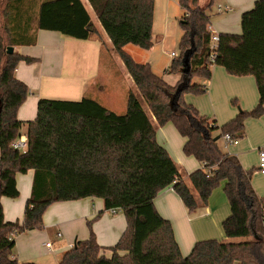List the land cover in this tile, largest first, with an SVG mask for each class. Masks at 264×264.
Returning a JSON list of instances; mask_svg holds the SVG:
<instances>
[{
	"label": "trees",
	"instance_id": "obj_1",
	"mask_svg": "<svg viewBox=\"0 0 264 264\" xmlns=\"http://www.w3.org/2000/svg\"><path fill=\"white\" fill-rule=\"evenodd\" d=\"M87 1L136 93L129 91L126 110L120 115L86 95L77 102L39 99L35 119L26 123L27 149L20 152L11 144L23 124L16 112L29 90L14 72L20 62L32 64L36 59L14 51L8 55L7 47L34 45L37 30L102 42L81 0H0V200L17 198L16 175L33 171L21 220L5 221L0 202V264H37L20 263L12 256L15 239L41 230L43 214L50 205L85 198L103 201L104 210L97 218L104 212H121L125 229L116 244L103 247L88 222V238L75 241L60 255L58 264H264V197H259L251 184L254 171L244 170L236 156L219 146L226 134L242 138L245 120L264 114V0H255L252 8L241 14L240 34L218 33L214 49L207 26L211 7L218 0H209L203 8L198 0H179L183 34L180 54L173 56L165 72L174 76L169 83L155 75L148 63L135 62L123 49L128 44L152 48L153 0ZM212 66L222 67L234 77L252 76L258 92L252 110H240L222 126L183 100L184 94L206 92L205 83L193 80L207 82ZM167 123L185 139L183 154L201 164L188 175L190 186L156 141L157 129ZM221 183L230 210L221 223L225 237L251 241L230 245L220 254L210 244L206 251L183 259L164 255L144 261L134 258L139 207L150 205L171 186L191 213L206 206Z\"/></svg>",
	"mask_w": 264,
	"mask_h": 264
},
{
	"label": "crops",
	"instance_id": "obj_2",
	"mask_svg": "<svg viewBox=\"0 0 264 264\" xmlns=\"http://www.w3.org/2000/svg\"><path fill=\"white\" fill-rule=\"evenodd\" d=\"M81 1L87 11L91 9L87 0ZM254 1L223 0L222 3L225 9L233 8L238 14H242L252 8ZM91 21L93 22L92 19ZM230 23H223L219 30L221 32L218 33L240 34L241 30L237 32ZM93 24L101 36L102 44L98 40L79 41L63 37L57 32L37 30L34 45L13 47V51L21 56L36 59L32 64L20 62L14 72L15 77L25 83L29 90L16 112L17 119L23 123L20 134L27 135L26 123L35 119L39 99L80 101L85 96L84 88L96 84L100 78L101 51L104 48L113 52V49L101 26H97L95 22ZM128 78L133 84L129 75ZM199 83L206 84V92L201 97L188 98L187 103L194 106L201 115L211 118L218 126L235 118L240 110H252L258 102L257 87L252 76L234 77L222 67L212 66L210 79L207 82L201 79ZM134 90L135 85L130 91L135 93ZM92 96L91 98H96L102 106L113 112V101L103 102L97 94ZM155 138L166 149L182 173V180L189 186L188 175L200 169L201 164L193 157L183 154L185 139L171 123L157 129ZM263 145L264 114L259 118H247L244 134L237 145L233 146L231 155L238 158L244 170L254 171L251 184L259 197H264V175L257 171L258 149ZM219 146L222 147L220 142ZM15 179L19 196L15 199L2 197L0 200L4 220L9 222L22 219L25 202L31 193L33 171L17 174ZM103 210V201L99 198L50 205L43 214V228L18 236L12 256L20 263L45 264L40 259L49 254L54 255L58 264L60 255L69 250L75 241L88 238V222H91V230L100 246H113L125 229V219L121 212L113 211L104 212L97 218ZM229 213V205L223 192L213 191L206 206L189 213L169 186L150 205L137 209L133 256L137 261L158 255L183 259L194 256L197 251H206L210 244L220 254L230 245L251 241V238L225 237L221 223ZM58 233L60 237L57 236ZM50 237L53 240L48 241ZM47 242L51 243V249L45 248ZM105 255L110 256V253L106 251Z\"/></svg>",
	"mask_w": 264,
	"mask_h": 264
},
{
	"label": "rangeland",
	"instance_id": "obj_3",
	"mask_svg": "<svg viewBox=\"0 0 264 264\" xmlns=\"http://www.w3.org/2000/svg\"><path fill=\"white\" fill-rule=\"evenodd\" d=\"M208 1L209 0H198V6L203 8L206 6ZM222 1L223 0H218L211 7L209 12V14H211V27L215 30V32H221L219 31L221 30L220 28H222L223 23L227 21L228 23L231 22L230 25L232 28H235L237 32H240L241 13L238 14L237 10L233 8L228 10L225 9ZM153 5L152 48L150 50H143L137 46L128 44L123 49L135 62L140 64L148 63L155 75L163 76V78L169 83L174 79V76H167L165 72L170 66L171 61L174 59L171 56V53H174L176 57L180 54L179 42L183 34L182 28L180 27V22L183 16V11L179 5V0H153ZM218 5H220L223 9L218 11ZM88 12L93 22H95L97 26L100 27L94 13L90 8L88 9ZM235 17L236 20L234 21L233 19ZM2 40L3 44L5 45V38L3 34ZM99 65L100 78L96 84L92 85L91 87L86 86L84 88V95L93 97V94H97V97L103 102L104 100L113 101L114 105H111L113 112L118 115L123 114L126 110L127 94L132 89V87L134 89V85L131 84L127 72L125 71L120 59L114 51L109 52L103 48L100 55ZM200 81L201 79L199 80L197 78L193 80L195 83H199ZM201 96H203V94H184L183 100L185 103H187L188 98ZM219 142L221 143L222 151L224 150L229 154H233L232 150L234 149V145L226 146L223 142H221V140ZM222 143L225 145V147H227L226 149ZM214 191L216 193H222L223 183H221V185ZM194 193L195 192L193 190V194ZM50 240L53 239L50 237L48 241ZM42 249L44 250L45 248L42 247ZM40 260L42 262H46L45 264H57V260L55 259L54 255L45 254V256Z\"/></svg>",
	"mask_w": 264,
	"mask_h": 264
},
{
	"label": "built area",
	"instance_id": "obj_4",
	"mask_svg": "<svg viewBox=\"0 0 264 264\" xmlns=\"http://www.w3.org/2000/svg\"><path fill=\"white\" fill-rule=\"evenodd\" d=\"M218 11L222 10L223 8L218 5ZM208 31L211 33V49H214L217 45L218 42V33L213 31L211 24L207 26ZM171 56H175L174 53L171 54ZM222 140L224 144L226 145H237L238 139L231 137L229 134H226L222 137ZM11 147L15 150H18L20 152H25L27 149V135L26 134H20L19 136L12 142ZM257 171L260 175H264V145L261 146L258 149V166H257ZM58 237L61 235L58 233ZM45 248L46 249H51V243L47 242L45 243Z\"/></svg>",
	"mask_w": 264,
	"mask_h": 264
},
{
	"label": "water",
	"instance_id": "obj_5",
	"mask_svg": "<svg viewBox=\"0 0 264 264\" xmlns=\"http://www.w3.org/2000/svg\"><path fill=\"white\" fill-rule=\"evenodd\" d=\"M6 52H7L8 55H11L13 53V48L12 47H7ZM183 61H184V65L186 67V71H188V61H189L188 57L185 56ZM172 104H173V98L170 99V105L172 106ZM218 139H219L218 136L215 137V140H218Z\"/></svg>",
	"mask_w": 264,
	"mask_h": 264
}]
</instances>
